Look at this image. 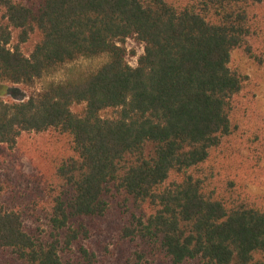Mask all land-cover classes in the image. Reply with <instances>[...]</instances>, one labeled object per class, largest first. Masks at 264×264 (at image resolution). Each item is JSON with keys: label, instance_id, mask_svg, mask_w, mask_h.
I'll use <instances>...</instances> for the list:
<instances>
[{"label": "trees", "instance_id": "obj_1", "mask_svg": "<svg viewBox=\"0 0 264 264\" xmlns=\"http://www.w3.org/2000/svg\"><path fill=\"white\" fill-rule=\"evenodd\" d=\"M259 5L0 0V82L28 85L79 59L106 57L26 100L0 98V144L13 147L33 132L62 145L42 174L41 224L28 228L25 210L0 202V250L21 264H97L90 241L114 213L119 239L141 246L137 260L264 264V192L251 199L233 179L215 184L214 166L204 173L237 130L246 77L230 58L250 51ZM128 38L143 46L135 66L120 46ZM107 109L114 114L103 117ZM27 206L34 215L39 203Z\"/></svg>", "mask_w": 264, "mask_h": 264}, {"label": "rangeland", "instance_id": "obj_2", "mask_svg": "<svg viewBox=\"0 0 264 264\" xmlns=\"http://www.w3.org/2000/svg\"><path fill=\"white\" fill-rule=\"evenodd\" d=\"M252 17L257 34L249 39L250 51L236 49L230 58L231 68L246 77L244 88L235 101L233 122L237 130L213 154L204 173L207 174L211 165L214 166L215 184L224 186L227 179H233L236 191L255 199L264 192V5L254 7ZM120 46L125 50L126 62L135 66L143 52L142 44L134 38H128L120 42ZM105 60L104 56L79 59L28 85L0 82V98L6 102L26 100L46 82L78 76L95 69ZM80 108L73 107V111L78 112ZM113 114L111 109L101 112L103 117ZM54 139V134L29 132L23 134L13 147L0 144V202L25 210L23 218L30 229L43 222V200L39 198V191L45 181L42 174L47 171L51 158L56 156L62 146ZM32 198H36L39 203L34 215L30 214L27 206ZM109 216L112 217L100 221L103 234L96 235L90 241L99 257L100 262L97 264H169L159 257L137 260L134 251L140 250L141 246L120 240L116 231V225L119 228L120 224L118 216L114 213ZM37 218L40 220L37 221ZM0 264L21 263L8 251L0 250Z\"/></svg>", "mask_w": 264, "mask_h": 264}]
</instances>
